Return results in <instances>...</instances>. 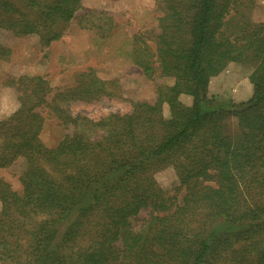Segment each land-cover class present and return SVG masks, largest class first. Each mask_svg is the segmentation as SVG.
I'll use <instances>...</instances> for the list:
<instances>
[{
    "label": "trees",
    "instance_id": "16d2710c",
    "mask_svg": "<svg viewBox=\"0 0 264 264\" xmlns=\"http://www.w3.org/2000/svg\"><path fill=\"white\" fill-rule=\"evenodd\" d=\"M20 1L0 0V27L45 46L82 7ZM159 2L154 44L135 42L144 74L173 80L154 102L93 121L60 105L109 93L92 71L68 87L42 75L7 82L18 107L0 119V168L19 158L25 168L21 191L0 179V264H264V20L250 14L255 0ZM249 60L250 98L209 94L213 76ZM43 107L64 126L53 147L39 137Z\"/></svg>",
    "mask_w": 264,
    "mask_h": 264
},
{
    "label": "rangeland",
    "instance_id": "374dc122",
    "mask_svg": "<svg viewBox=\"0 0 264 264\" xmlns=\"http://www.w3.org/2000/svg\"><path fill=\"white\" fill-rule=\"evenodd\" d=\"M81 6L73 19L57 24L61 37L49 46L42 44L39 34L16 35L11 29L0 27V43L10 48V55L0 56V119L18 107V92L7 82L22 75H42L53 87L75 85L82 71H92L97 78L109 81L105 86L109 93L60 103L72 115L93 121L113 113H131L134 102L156 100L157 84H172L171 78H149L136 61V56L149 60L145 53L135 51V42L154 44L160 30L158 18L163 14L159 0H82ZM250 14L263 21L264 0H255ZM255 65L254 60L229 63L210 79L209 94L234 102L247 100L253 92L249 75ZM181 100L192 103L188 95H182ZM42 113L44 123L39 137L44 145L53 147L62 139L64 126L48 107H43ZM164 113L169 114L167 106ZM228 130H235V121L229 122ZM99 133L98 130L95 136ZM24 168L25 160L19 158L0 168V179L21 191ZM158 179L169 186L175 176L164 170ZM146 215L147 210L139 214L141 218Z\"/></svg>",
    "mask_w": 264,
    "mask_h": 264
}]
</instances>
